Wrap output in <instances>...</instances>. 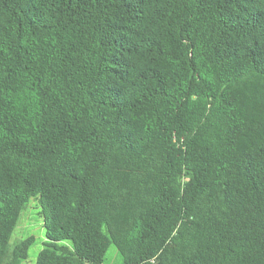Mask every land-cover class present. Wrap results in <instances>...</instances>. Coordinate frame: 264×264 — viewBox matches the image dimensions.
Listing matches in <instances>:
<instances>
[{
  "label": "trees",
  "instance_id": "16d2710c",
  "mask_svg": "<svg viewBox=\"0 0 264 264\" xmlns=\"http://www.w3.org/2000/svg\"><path fill=\"white\" fill-rule=\"evenodd\" d=\"M34 197L36 264H264V0H0V264Z\"/></svg>",
  "mask_w": 264,
  "mask_h": 264
},
{
  "label": "rangeland",
  "instance_id": "374dc122",
  "mask_svg": "<svg viewBox=\"0 0 264 264\" xmlns=\"http://www.w3.org/2000/svg\"><path fill=\"white\" fill-rule=\"evenodd\" d=\"M46 212L47 207L38 197L32 198L22 211L10 240V248L13 249L18 243L31 236L35 237V242L29 250L28 257L22 261V264H36L39 253L48 242L44 229V213ZM63 244L70 246L71 242L65 241ZM103 264H123V258L114 245L109 247Z\"/></svg>",
  "mask_w": 264,
  "mask_h": 264
}]
</instances>
